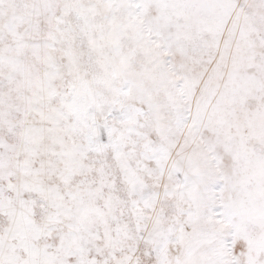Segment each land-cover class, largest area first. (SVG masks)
Masks as SVG:
<instances>
[{
	"label": "snow or ice",
	"instance_id": "snow-or-ice-1",
	"mask_svg": "<svg viewBox=\"0 0 264 264\" xmlns=\"http://www.w3.org/2000/svg\"><path fill=\"white\" fill-rule=\"evenodd\" d=\"M0 264H264V0H0Z\"/></svg>",
	"mask_w": 264,
	"mask_h": 264
}]
</instances>
